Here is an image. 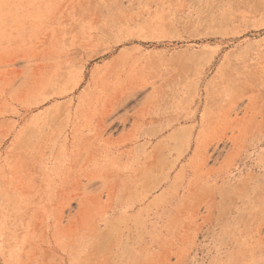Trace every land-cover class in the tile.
Returning a JSON list of instances; mask_svg holds the SVG:
<instances>
[{
  "label": "rangeland",
  "instance_id": "obj_1",
  "mask_svg": "<svg viewBox=\"0 0 264 264\" xmlns=\"http://www.w3.org/2000/svg\"><path fill=\"white\" fill-rule=\"evenodd\" d=\"M0 264H264V0H0Z\"/></svg>",
  "mask_w": 264,
  "mask_h": 264
},
{
  "label": "bare ground",
  "instance_id": "obj_2",
  "mask_svg": "<svg viewBox=\"0 0 264 264\" xmlns=\"http://www.w3.org/2000/svg\"><path fill=\"white\" fill-rule=\"evenodd\" d=\"M136 94L135 92H133V94H128L124 100L122 101H118V103L116 104L117 107H123L124 105H126V103L132 98L134 97Z\"/></svg>",
  "mask_w": 264,
  "mask_h": 264
}]
</instances>
